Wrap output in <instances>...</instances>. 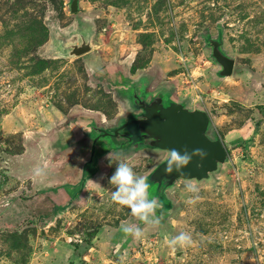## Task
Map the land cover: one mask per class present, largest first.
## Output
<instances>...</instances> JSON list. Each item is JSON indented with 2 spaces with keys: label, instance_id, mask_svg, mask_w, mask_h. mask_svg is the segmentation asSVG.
I'll return each mask as SVG.
<instances>
[{
  "label": "rangeland",
  "instance_id": "obj_1",
  "mask_svg": "<svg viewBox=\"0 0 264 264\" xmlns=\"http://www.w3.org/2000/svg\"><path fill=\"white\" fill-rule=\"evenodd\" d=\"M71 3L0 0V264H264V0ZM135 92L208 114L227 160L194 203L180 179L152 188L167 152L136 122L114 141L143 117ZM118 156L146 177L159 226L110 201ZM182 231L191 244L169 247Z\"/></svg>",
  "mask_w": 264,
  "mask_h": 264
},
{
  "label": "water",
  "instance_id": "obj_2",
  "mask_svg": "<svg viewBox=\"0 0 264 264\" xmlns=\"http://www.w3.org/2000/svg\"><path fill=\"white\" fill-rule=\"evenodd\" d=\"M71 12L77 10V0H72ZM89 46L85 45L77 49V53L87 52ZM213 56L221 65V74L230 76L233 71L234 62L213 47ZM144 115L134 120L138 124L143 140L153 149L167 152L176 149L180 152L187 150L191 153L195 149H202L206 156L201 160L193 157L182 173H165L167 157L151 173L153 189L164 186H171L177 180L185 177L193 178L197 182L208 180L210 174L218 170L219 165L227 160V151L219 138H209L206 134L209 116L205 111L199 109H188L180 103L162 104L161 98H154L150 103L142 104ZM163 179H165L164 182Z\"/></svg>",
  "mask_w": 264,
  "mask_h": 264
},
{
  "label": "clouds",
  "instance_id": "obj_3",
  "mask_svg": "<svg viewBox=\"0 0 264 264\" xmlns=\"http://www.w3.org/2000/svg\"><path fill=\"white\" fill-rule=\"evenodd\" d=\"M205 156L206 152L202 149H195L191 153L187 150L182 153L176 149H170L164 171L167 174H171L174 171L182 173V170L189 165L193 157H199L202 160ZM42 171V169H37V175H40ZM91 182L100 186L97 182L92 180ZM181 182L184 190L191 194L189 203H194L198 200L199 188L197 181L193 178L185 177ZM109 183L115 189L110 191V201L112 203L126 206L130 209L133 217L147 226L156 227L160 225L162 217L156 215L157 209L161 207L158 199L150 198L149 184L147 183L146 177L138 175L126 159L117 157L116 168L109 178ZM121 230L126 235H131L137 239L143 235V230L136 224L122 223ZM191 242V235L184 231L170 237L166 241L167 245L173 249L177 246L185 247L190 245Z\"/></svg>",
  "mask_w": 264,
  "mask_h": 264
},
{
  "label": "flooded vegetation",
  "instance_id": "obj_4",
  "mask_svg": "<svg viewBox=\"0 0 264 264\" xmlns=\"http://www.w3.org/2000/svg\"><path fill=\"white\" fill-rule=\"evenodd\" d=\"M133 97H134V99H133V102H135V104L139 107V109H140V111H141V115H144V110H143V108H142V104H145V100H143V99H140L139 97H138V95H137V93L135 92L134 93V95H133ZM163 104V103H162ZM168 105V104H167ZM134 120H131V121H128V122H124L125 123V125H127V124H129V123H131V122H133ZM91 125V124H90ZM124 125V124H123ZM120 126V127H117V128H115V131H116V135H115V138H114V141H116L117 142V139L119 138V137H121V136H123V134H120L119 133V131H121L122 130V128H124L125 127V125L124 126ZM92 126V125H91ZM102 131V129H100V128H97V132L96 133H98V132H101ZM98 136H100V135H98ZM148 146V145H147ZM149 147V146H148ZM161 186L162 185H160L159 186V189L161 188Z\"/></svg>",
  "mask_w": 264,
  "mask_h": 264
},
{
  "label": "trees",
  "instance_id": "obj_5",
  "mask_svg": "<svg viewBox=\"0 0 264 264\" xmlns=\"http://www.w3.org/2000/svg\"><path fill=\"white\" fill-rule=\"evenodd\" d=\"M124 125H125V124H124ZM124 125H123V126H124ZM242 146L246 149V145L242 144ZM165 188H166V187H165ZM165 188H164V189H165ZM164 189H163V190H164ZM160 190H161V188H160Z\"/></svg>",
  "mask_w": 264,
  "mask_h": 264
}]
</instances>
